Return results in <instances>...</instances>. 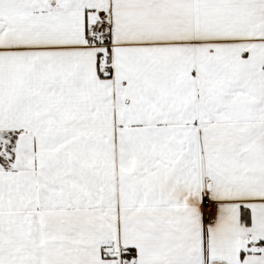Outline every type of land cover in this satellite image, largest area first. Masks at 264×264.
Wrapping results in <instances>:
<instances>
[{
    "label": "snow or ice",
    "instance_id": "obj_1",
    "mask_svg": "<svg viewBox=\"0 0 264 264\" xmlns=\"http://www.w3.org/2000/svg\"><path fill=\"white\" fill-rule=\"evenodd\" d=\"M0 264H264V0H0Z\"/></svg>",
    "mask_w": 264,
    "mask_h": 264
}]
</instances>
